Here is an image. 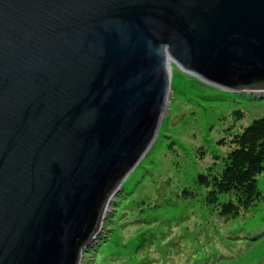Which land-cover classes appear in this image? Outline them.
<instances>
[{"label":"water","instance_id":"1","mask_svg":"<svg viewBox=\"0 0 264 264\" xmlns=\"http://www.w3.org/2000/svg\"><path fill=\"white\" fill-rule=\"evenodd\" d=\"M172 65L264 96V0H0V264H81Z\"/></svg>","mask_w":264,"mask_h":264},{"label":"rangeland","instance_id":"2","mask_svg":"<svg viewBox=\"0 0 264 264\" xmlns=\"http://www.w3.org/2000/svg\"><path fill=\"white\" fill-rule=\"evenodd\" d=\"M236 110L245 117L236 120ZM263 115L264 96L217 88L172 65L171 99L154 148L114 196L81 264H264V200L224 219L195 182L228 151L220 138ZM259 186L264 191V173ZM185 188L197 197H182Z\"/></svg>","mask_w":264,"mask_h":264},{"label":"trees","instance_id":"3","mask_svg":"<svg viewBox=\"0 0 264 264\" xmlns=\"http://www.w3.org/2000/svg\"><path fill=\"white\" fill-rule=\"evenodd\" d=\"M235 113L236 120L245 117L241 110ZM218 144L228 151L223 157L215 156L213 165L200 172L195 182L199 189L206 190L203 200L208 207L224 219H236L264 200V191L259 186V176L264 173V115L240 131L229 132ZM200 154L205 157L203 150ZM182 197L194 199L197 194L185 188ZM95 243L88 246V252L93 251Z\"/></svg>","mask_w":264,"mask_h":264}]
</instances>
